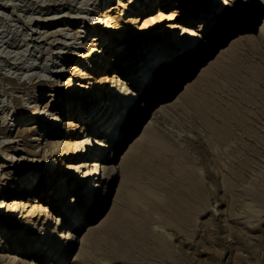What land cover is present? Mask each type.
<instances>
[{
  "label": "rangeland",
  "instance_id": "374dc122",
  "mask_svg": "<svg viewBox=\"0 0 264 264\" xmlns=\"http://www.w3.org/2000/svg\"><path fill=\"white\" fill-rule=\"evenodd\" d=\"M119 2L126 3L128 6L126 8L120 7L118 5ZM215 2L218 3V0H215ZM99 3L101 6H97ZM141 3L142 0H0V167L3 165V167L0 168V237L8 235L3 240H0V264L6 259L7 254L14 252L20 259L17 264H28V262L30 264H50L51 257L42 261L38 258L40 255H33L35 246L39 245V243L41 245L45 244L47 239L50 240L54 236H57V238H54L56 241L64 232L61 230L62 225H58V222L60 220H65L66 216L64 213L67 211L66 207L63 211H60V208L54 210L52 209L50 201L37 200L34 202L29 200L31 198H36V196L34 197L33 195L36 186L47 185L46 182L39 184L43 180V174L53 175L54 171L60 166L61 169H59L58 172L61 173L74 166L79 168V172L76 173L78 176L82 175V171H84V168L80 170V166L83 164V161L87 159L84 160L83 158L82 160V158H79L74 160L72 158V160H69L70 158L68 156H66V158L63 157L64 153L70 150L69 148H73L72 145L71 147L67 146V148L63 147V149L57 153L59 155H50L51 149L49 144L51 142L66 141L65 143H68L70 141L65 140L64 137H57L56 134L53 136H44L46 133L45 130L48 129V124L50 125L53 116L66 110L67 119L71 118V114L75 110L74 106L76 107L72 100V95L81 94L82 96H88L92 89L100 90L101 82L108 81L104 80L106 77H108L111 82L116 81L115 87L112 89V84L108 83V85L104 82V88L112 90V92L115 93L114 95L119 91L121 85L125 86L124 84H127L126 87L129 89V92L126 91L124 95L125 105L119 110L121 114L126 112L128 105L134 98V93H139L143 89L145 83H148L150 79L152 80L154 71L158 70V67L161 66L164 61H167V58L160 60L161 53H163L161 52L156 56L157 59H155L153 63L150 62V70L147 76L144 77L146 79L143 80L141 75H137L139 77L134 76L137 72L135 67L137 60H135V58L139 54L138 51L144 50V47L149 43L150 37L147 35L153 30L155 21L158 22V20H160V12L164 13L166 16L168 15L167 17L170 16L174 18L173 20H167L166 23L161 24L159 28H154L155 30L153 31L157 32L155 33V37L160 30L164 32L169 28L172 32H177L175 35L178 37V41H182L185 36L187 41L193 39V43H199L200 30L203 28L204 21H198L194 18V11L197 9H191L193 5H188L185 0H171L172 4L168 6V8L157 11L158 6L156 5L151 13L148 14L145 12L142 17H138V7L141 6ZM179 3L185 6L175 8ZM200 3H204L203 0ZM98 7L101 8V14L104 16L106 15V19L112 18L113 24L117 23L126 30L122 33L117 32L115 37L105 35V40L107 42L104 41L105 43L99 46H91L87 43L91 44L93 42L87 39L88 35L90 38L93 37L90 31L97 22V17L92 9ZM218 7L220 8V6ZM218 7L212 17H210L212 15L210 12L206 13L211 20V25L216 21L219 22L216 30L217 35L212 38L215 43L218 40V27H220L225 20L232 19L233 17L224 12L222 8L218 10ZM118 13L123 15L118 16ZM186 13H188L187 16ZM68 15L70 16L68 17ZM233 18V20L238 23V20L235 17ZM101 19L102 18H100V20ZM153 21L154 23L151 25ZM88 23L90 24L89 26L87 25ZM245 24L246 23L243 25ZM86 28L87 32L84 36L86 37L87 35V39H84V37L78 39V36L81 34L78 31H85ZM260 28L258 30H254V28L248 29L247 32L231 39L227 37L223 44L217 46V48L215 47L212 54L211 51L207 53V48L210 47L207 45L201 59L196 62L197 64L194 66L193 71L190 72L186 82H184L181 87L177 88L180 81H173V84L175 82L172 87L174 94L171 96L170 100L167 101L166 105H169L168 107H173L176 103H180V106L176 108V110L161 111L156 114H153V110L152 114L149 115V112L155 109V107L164 100L154 102L152 106L148 108L147 112L138 110L141 106V102L133 108L132 119L130 123L125 126L124 130H127L128 126H130L134 120L137 119L136 121L139 122V125L143 119H146L144 124L135 131L129 140H127L128 146L125 143L124 146L120 148L114 163H117V166H119L123 155L129 151L131 145H135L134 143L143 135L145 128L150 127L149 135L152 136L148 137H152L156 144L164 146L165 150L167 149L177 154L180 157V163L183 168L188 170L187 173L195 171L194 175L197 180V186H200L198 187L200 192L202 190L200 194L201 199L199 198V201H202L200 203L199 201L197 202V207H195V211L191 212L192 214L189 213V216L193 215L191 218L195 221H192L189 217L187 221H191L192 223L185 222L186 224L189 223L188 225H190L192 229L188 226L186 228V224H184L185 227H179L178 229V226H175L176 222L173 221L175 219L174 216L170 217L167 214L170 210L168 204L173 203L171 202V195L169 194L173 186L172 183H170L169 186L167 184L165 189H163V191L165 190L167 193H162L163 191H161V195L159 194V197L163 195L161 198H163L164 202L167 204L165 215L163 214L165 216L163 217L165 222L161 219V221L159 220L160 222L158 220L151 222L156 237L155 240L157 239L156 241L158 244L160 243L159 245L166 247H164L166 250L165 256H161L160 259L158 258L160 255H158V257L157 255H151L149 263L146 259L142 262L141 260L143 259H135V257L128 254L127 256L124 255L126 259L124 256H121V258L123 257L124 259L117 257V259L115 258L111 261L104 256L98 255V257H96L100 264H146V262L147 264H264V86H262L264 85V42L262 45V42H258L257 39ZM107 30L109 31L110 29L108 28ZM134 37H136L138 41L130 45L125 43V39ZM208 39L209 38H207L208 43L213 42L211 38ZM236 41L241 46H238L232 52V50L230 51V46ZM110 42L112 43L111 46H109ZM114 43L118 44L113 48ZM108 47L111 48L109 49ZM163 49L164 47L162 50ZM221 51H223L224 57L221 56ZM226 51L228 53H226ZM182 52L181 50L175 57L179 54L181 55ZM91 53H93L91 56L86 57V55ZM99 53L101 55L99 61L102 62V60L104 61L105 59L104 65H106L107 70L115 65H124L126 69L121 72L113 67L109 73H99L97 75V77H99L96 78V75L92 74L90 69L95 60L94 57ZM219 56L223 59L218 58ZM217 58L220 59L219 61L221 63L215 62ZM118 60L120 62L117 64L113 62ZM212 63L214 67H216L211 69V73L207 76L205 81L207 84L204 83L200 85L199 88L197 87L193 92L194 95H191L188 101L183 103L179 97L184 93L186 87L191 85V83H195L201 72L204 70L208 71L210 67L209 64ZM198 64L200 66L197 68L196 66ZM237 66L238 68H236ZM188 70L189 69L186 68L183 73ZM237 70H241V72H237ZM177 72L178 68L173 72V79L176 77ZM229 72L234 73V75ZM249 72L252 77L251 75L249 76ZM120 73H127V76ZM239 73L242 74L240 75ZM239 76L240 78L242 76V79L245 77L247 80L245 78L239 80ZM134 77L138 79V88L136 87L135 90L130 86L134 84ZM160 77H163L162 73ZM255 77L261 81L254 79ZM227 79L230 80V82H227ZM248 80L252 81V85ZM99 81L100 84H98ZM246 81L249 84H246ZM231 82L236 85L232 86L233 84H231ZM150 84L152 85V82ZM240 85H242V87ZM244 85L248 90L251 88L249 91H252V98L251 95H249L250 92L248 90H246V92L243 89ZM254 86H256V89ZM230 87L232 89H230ZM122 91L124 92V90H121V92ZM150 91L152 92L153 90ZM211 91L214 93H211ZM240 94L246 96L247 99L250 96V99H248L249 101L245 98V101L247 103L249 102L248 104L244 102V99L241 101L242 96ZM257 94L258 96H256ZM168 98L169 97H167L166 100H168ZM209 98H213V103L215 105L212 104L218 108L216 109L214 107L216 110L222 109V111H229L232 116L234 114L235 117L238 116V119L243 115L241 120L235 119V121L238 120L237 122L232 120V122H235L233 124L230 122L231 125H229L228 130L232 132L228 131V133L230 132L229 134H223V136L227 134L226 138L228 139V143L226 141H220V139L217 138L216 135L214 137V133L211 132L213 131V127L219 126L216 125L217 118H215V116L210 119L208 117V125L206 124V120L202 121L198 118V112H202V109L205 107V104H202L203 100L204 103L207 104L208 100L206 99ZM109 99L110 97H107V99L105 98L103 104H106V101L108 103L110 101ZM115 104L116 101L113 102V106ZM200 104L202 106H200ZM34 105H38V112L35 114H33ZM235 105L238 106L236 109ZM198 108H200L199 111ZM44 111L47 112L42 114ZM231 112L234 113L232 114ZM143 114H145V117L141 118ZM62 115L63 114H60V117L64 119ZM119 115L117 114V116ZM117 116L114 121H116ZM138 116L139 118H137ZM31 118H33V120H31ZM214 118L216 121H214ZM243 119H245V121ZM62 121L63 120H61V125L59 122L56 127L59 132H62L64 128V121ZM238 122L241 123V126L240 124L238 125ZM41 123L43 124L41 125ZM110 123L111 124L107 125V133L115 122L111 121ZM204 123L207 127L211 126V128L209 127L210 129L206 130L205 128L207 127ZM243 123L245 125L244 127L242 126ZM152 124L155 126H152ZM214 124L215 126H212ZM202 125L204 126L202 127ZM27 126L37 128H30V132L26 133L25 137H20V132L22 130H27ZM236 126L238 128H236ZM239 126L240 128L242 127L243 130L250 129V131L242 132V128L239 129ZM247 127L248 129H246ZM39 134H42L43 138L39 141H35V139L39 137ZM228 135H230V137ZM88 136H90V134ZM231 136L234 137L232 138ZM210 137H214L213 139L215 141H213V139L211 140ZM88 138L86 134H79L76 136L75 140L80 142V145L83 147L86 141H88ZM223 142L226 143L225 146ZM7 152L9 156L15 158L13 162H5L4 157ZM122 152L123 154L121 155ZM18 158L20 159L19 162L16 160ZM61 160L63 162L59 166L58 163ZM48 161H50V164L47 167L46 163ZM17 162L19 165H16ZM15 165L17 169H15ZM46 167L47 169H45ZM14 169L17 171H14ZM33 169L35 171H33ZM27 171H32V173L37 171L36 178L33 180L34 182L31 183L32 185L28 186L29 188H25L23 194L19 193L16 195V190L14 189L16 188L15 182H22L23 179L28 176ZM86 171L87 168H85V172ZM118 171L117 179L113 182L111 189L107 193L110 199L115 197L117 187L120 183L121 171L120 169H118ZM100 172L102 173V170H100ZM24 187V185L21 186V191ZM168 188H170V190ZM102 190L103 188L99 189L100 195L104 194ZM84 195L85 193L83 197ZM166 198H168L169 201ZM203 199L206 200L207 204H205L206 202ZM202 202L204 203L202 204ZM14 203H24L25 207L20 213L17 211L16 214L8 218V213L12 211L10 207H14ZM38 206L39 208H37ZM64 206H66V203ZM111 208L112 204L110 207L107 206L103 211L99 212L98 215L94 216L91 221L86 223L81 231L77 233L76 237L78 239H74V250L72 253L68 254L71 260L68 264H82L80 260H77L78 254L81 250L84 252L90 250L89 245H91L90 242L92 239L91 241H87L84 247L81 245L80 240L89 234V227L94 229L99 226V222L108 215ZM48 210L50 212H48ZM22 215L23 217L21 218ZM170 218L171 221L175 222L174 225H172L173 223L169 224L171 222ZM29 220H32L29 228L34 226V229L27 230V227L22 228L20 224L23 223L27 225ZM19 222L21 223L18 224ZM193 222H195V224H193ZM88 224H91V226L87 227ZM169 226L172 227L168 228ZM66 227L64 228L66 229ZM41 229H44L41 233L42 237L45 235L43 241L36 242V245L34 244L32 247L33 243L38 239ZM180 229H182V231ZM192 230L193 234H191ZM185 231L187 232V236L184 235L186 234ZM99 235L102 236L104 234L100 232ZM191 235L193 236L191 237ZM12 239H15L13 243L16 241V250H8L7 248ZM168 251L171 254H168ZM3 256L5 258H3ZM131 256L135 261L131 260ZM23 261L26 262L24 263ZM160 261L162 263H160Z\"/></svg>",
  "mask_w": 264,
  "mask_h": 264
},
{
  "label": "bare ground",
  "instance_id": "6f19581e",
  "mask_svg": "<svg viewBox=\"0 0 264 264\" xmlns=\"http://www.w3.org/2000/svg\"><path fill=\"white\" fill-rule=\"evenodd\" d=\"M185 1L188 3V5H193L191 7V9H197L194 11V13H195L194 18L198 21H201V20L204 21L203 28L200 30L201 34H200L199 43L198 42L193 43V39H189L187 41L185 39V36H184L182 41H178V37L175 35L177 32L176 31L172 32L171 29H169V28L166 29V31H164V32H161V30H160V32H158V34H156V37H155V33H157V32L153 31V30H155L154 28H159L161 26V24H165L167 20H173V18H174V17H170V16L167 17L168 15L166 16L164 13L160 12V15H159L160 20H158V22L155 21V23H154V21L151 22V25L154 23L155 26H154L153 30L150 31L147 35L148 37H150L149 43L146 45V47H144V50L138 51L139 54L135 58V60H137L136 64H135L137 72L135 71L136 73L134 76L141 75L143 80L146 79L144 77L147 76V74L150 70V67H149L150 62L153 63L155 61V59H157L156 56L158 54H160L161 52H163V53H161L160 60L167 58V61H164L163 64L158 67V70L154 71V73H153L154 75H153L152 80L151 79L148 80L149 84L145 83L144 86L142 85L143 89L139 93H137V94L134 93V95H133L134 98H133L132 102H130V104L128 105L126 112L121 114V112L119 110H121L123 108V106L125 105L124 95H125L126 91L129 90L126 87L127 84H124L125 86L121 85L119 87V91L116 93V95H114L115 93L112 92V90H108L107 88H104V86H105L104 82H106L105 84H108V83L112 84V86H111V89H112L113 87H115L116 81L111 82V80L109 81L108 77H106V78H104V80H108V81L101 82V84H100V81L98 82V84L101 85L100 90L99 89L98 90L92 89L91 93L88 96H82L81 94L74 95V96L72 95V100L74 101V104L76 105V107L74 106L75 110L71 114L72 115L71 118L67 119L66 110L64 112H60V114H63L62 117H64V119L60 117V114H55L52 118V121L50 122V125L48 124V129H46V130L44 129L46 132L44 136H53L56 134L57 137H64L65 140H67V141L70 140L68 143H65L66 141L65 142H51L49 144L50 149H51L50 155H54V156L59 155L57 153L60 150H62L63 147L67 148V146L71 147V145H72L73 148H69L70 150H67L68 152H65L63 157L66 158V156H68L70 158L69 160H72V158L74 160L79 159V158H82V160H83V158H84V160L85 159H87V160L83 161V164L80 166V170L84 168V171H82V175H79V176L76 174L79 172V168L75 167V166L70 167L65 172H62V173L58 172V170L61 169L60 165L63 162L61 160L58 163V165L60 167H58L56 169V171H54L53 175H51V174L44 175L43 174V177H42L43 180L39 184L46 182L47 185L36 186L35 192L33 194L34 197L36 196V198L29 199V200H32L34 202H36L37 200L50 201L52 209L56 210L57 208H60V211H63L66 207V206H64L65 198H66L67 193L70 190V191H74L78 194V196L80 197V202H81V207L76 211L75 217L71 222V228L74 230L64 231L62 233V235L60 237H58V240H56V241L54 240V238H57V236L56 237L54 236L50 240L47 239L45 244L41 245L39 243V245H36V242H38V241L42 242L43 237L45 236V235L43 237L41 236V233L44 230V229H41V232L38 235V239L32 245V247L34 246V244L36 245L35 249H34L35 252L33 253V255H40L38 257L40 260L43 261L46 258L51 257V260L49 262L50 264H68L71 261L68 254L72 253V251L74 250V239L75 238L78 239L76 237L77 233L79 231H81L83 226L86 223H88L89 221H91V219L94 216L98 215L99 212L103 211L107 206L110 207L111 204H112L111 210L109 211L108 215L102 221L100 220L101 222H99V226L97 228L93 229V228L89 227V226H91V224L87 225V227H89L88 229L90 230L89 234L86 236L84 235L85 237H83L81 240L80 239L79 240H80L81 245L84 247L86 245L87 241H91V239H92V241L90 242L91 245H89L90 250L88 252L87 251L84 252L83 250H81L78 254L77 260H80L82 264H84V263L100 264L97 261L98 255L104 256L105 258H108L111 261L115 258L117 259V257L121 258V256H124V255L127 256V254H128V255H132L133 257H135V259L136 258L137 259H143V260H141L142 262H144V259L149 261V258H151V255H153V256L157 255V257H158V255H160L158 258H160L161 256L164 257L166 254L165 253L166 250L164 249L165 246L159 245L160 243L158 244V242L156 241L157 239L155 240L156 237L154 235L155 233L153 231L154 229L152 228L151 222H153L154 220L159 221L160 219L164 220L163 217H165L164 213L166 212L167 204H166V202H164L163 198H161L163 195L159 197V194L161 195V191H163V189H165V186H167V184L169 186L170 183H172L173 188H172V191L170 190V188H168L170 190V191L168 190L170 192V193L169 192L168 193L171 195L170 198L172 200L171 202H173V203L168 204L169 205L168 207L170 210L168 211L169 213H167V214L170 217L174 216L175 219L173 218L174 220L173 219L172 220L175 221L176 224H175V222L171 221V218H170L171 222L170 223L168 222V223L169 224L173 223L172 225L175 224V226L177 225L178 226L177 228L179 229V227H185L184 224L189 222V221H187L189 219V217L192 220L191 217L193 215H191L192 214L191 212L195 211L194 209H196L195 207H197L196 204L199 201L200 194L202 192V190L200 192V190L198 188L200 186L199 185L197 186V182H196L197 180H196V177L194 175L195 171L194 172L191 171V173L190 172L187 173L188 170L183 168V166L180 163L181 162L180 157L177 154H174L173 152H170L167 149L165 150L164 146H162L161 144L160 145L156 144L152 137H151L152 139L150 137H148V136H152V135H149L150 127L145 128L143 135L136 141V143H134L135 145H131L129 151L125 155H123L121 164L119 166H117V163L115 164L114 162H115V159L117 158V155H118L120 148L122 146H124L125 143L127 145V140H129L133 136L135 131H137V129L141 125L144 124V121L146 118L143 119L141 121V124H139V125H138L139 122H137L136 121L137 119H136V120H134V122L130 126H128L127 130H124V128H125V126H127L130 123L132 116H133V108L136 107L139 102H141L140 105L142 106V108L139 105L140 107L138 108V110L139 111L142 110L143 112H147L148 108L150 106H152V104L154 102H156L158 100H164L162 103H159V105H157L155 107V109H152L149 112V115L152 114L153 110H154L153 114H156L157 112H161V111L176 110V108H178L180 106V103H176L175 105H173V107H168L169 105L168 106L166 105L167 101H169L171 96L174 94L172 87L174 86L175 82L173 84V81L179 80L180 83H178L177 88L181 87L183 85V83L186 82V80L188 79L190 72L193 71L194 66L197 64L196 62L201 59V57L204 53V49L207 47V45L210 46L209 48H207V53H209L211 51V54H212L215 47L217 48V46H220L221 44H223V42L227 39V37L231 39V38L236 37L242 33L247 32L248 29H253L254 17L260 16L262 13V10L255 9L254 10V17L249 19V21L245 25H243L239 22L237 23L236 21H234L233 20L234 16L232 17V19L225 20L224 23H222L220 25V27H218V29H219L217 32L218 33V38H217L218 40L215 43L212 38H213V36L215 37V35H217L216 30H217V26H218L219 22L216 21L213 25H211V23H210L211 20H210L209 16H207L206 13L210 12L212 14L210 17H212L215 14V12L217 11V7L219 6V3L215 2V0H203L204 3H202V4L200 3L202 0L201 1L185 0ZM172 3H173V1H172ZM172 3H171V0H142L141 6L138 7V17H142V15L145 12L148 14L151 13L156 5L158 6L157 11L158 10L161 11L162 9L168 8V6H170ZM118 5L120 7H123V8H126L128 6L126 3H123V2H119ZM97 6H101V4L99 3ZM179 6H185V5H183L182 3H179L178 5L175 6V8H177ZM200 7H202V8H200ZM219 9H221V7L220 8L218 7V10ZM112 10H115V9H112ZM92 11L97 17V20H96L97 22L92 27V29L90 31L91 34H93L92 35L93 37L90 38V36L88 35V39H87V35H86V37L84 36V34L87 32V28L85 31H78L81 33L78 36V39L84 37V39L86 38L87 40L95 43V44L87 43L88 45L99 46V45L105 43L104 42V41H106L105 35H108L110 37H115V34L117 32L122 33L123 31L126 30L123 28V26H121L117 23L113 24L112 18L106 19V15L104 16L103 14H101V8L100 7L94 8V9H92ZM202 11H204V12H202ZM106 12H109V11H106ZM118 14H119L118 16L123 15L121 13H118ZM170 15H172V14H170ZM187 15H188V13H186V16ZM69 16L70 15H68V17ZM146 16H147V14H146ZM100 18H102V19L100 20ZM175 18H177V17H175ZM87 25L89 26L90 24L88 23ZM108 28L110 29L109 31L107 30ZM259 31H260L259 36L257 39H258V42H262V45H263L264 27H261ZM188 35H190V34H188ZM207 38H209V39L211 38L212 39L211 41H213V42H211V43L209 42L210 43L209 44L207 42ZM136 41H138V39H136V37L131 38V39H125V43H127L128 45L133 44ZM236 42H233L231 44L230 51L232 50V52H233L238 46H241L238 44V42L237 43ZM118 43H119V40H118ZM118 43H114L113 48L115 46H117ZM244 43H245V41H244ZM111 44L112 43L110 42L109 46H111ZM163 47H164V49L162 50ZM83 48H85V47H83ZM108 48L110 49L111 47H108ZM189 49H190V52H189ZM181 50L183 51L182 54L181 55L179 54L175 57V55L180 53ZM223 51H221L222 53H220V54H222L221 56L224 57ZM227 51H226V53H228ZM92 54L93 53L86 55V57L91 56ZM100 57H101L100 53L94 57L95 60L93 61V65L90 69V72H92V74L96 75V78L99 77V76L97 77V75L99 73H103V72L109 73V71L113 67H114V69H118L121 72L126 69V67L124 65H122V66L115 65L113 67H110L109 70H107L106 65H104L105 59H104V61L102 60V62H100L99 61ZM218 58H222V57L219 56ZM218 58L216 59L217 61H215L216 63L220 62L219 61L220 59H218ZM113 62L117 64L120 61L118 60V61H113ZM199 64H200V62H199ZM199 64L196 66L197 68L200 66ZM212 64H209L210 67H209L208 71L204 70L201 72L200 76L197 78L195 83H193V84L191 83V85H188L186 87L184 93L179 97L183 103L187 102L191 95H194L193 92L195 91V89H197V87L199 88L200 85H203L205 83L207 76L211 73L210 71H212L211 69L216 67V66L214 67V64L213 65ZM151 65H153V64H151ZM176 68H178V72L176 73V77H174V79H173V76H174L173 72L175 71ZM186 68H188L189 70L187 72L183 73ZM236 68H238V66ZM240 69H241V67H240ZM238 71L239 70H237V72ZM234 72H236V71H234ZM239 72H241V70ZM161 73L163 74L162 78L160 77ZM120 74L127 76V73H120ZM232 74L234 75V73H232ZM250 75H251V73L249 74V76ZM137 77H139V76H137ZM229 77H228V79H229ZM251 77H252V75H251ZM87 78H92V77H87ZM239 78H240V76H239ZM135 79H134V84L130 85L131 88L134 90L136 87L138 88V86H137V84H138L137 80L138 79H136V80ZM228 79H227V82H230V80H228ZM241 79H242V76L239 80H241ZM245 79L247 80V78H245ZM254 79H257V77H255ZM234 80H236V79H234ZM249 80H248V82H250V84H251L252 81H249ZM257 80H260V79H257ZM257 80H256V83H257ZM237 81H238V79H237ZM151 82H152V85L150 84ZM233 82H235V81H233ZM205 84H207V83H205ZM231 84H233V83L231 82ZM246 84H249V83H247V81H246ZM261 84H263V83H261ZM235 85L236 84H233L232 86H235ZM242 85H240V86L242 87ZM262 86H264V85H262ZM224 87L226 88L225 85H224ZM255 87L256 86H254V88ZM230 89H232V88L230 87ZM235 89H237V88H235ZM243 89L245 91L248 90L247 87H245V85H244ZM121 90H124V92L123 91L121 92ZM150 90H153V91L151 92ZM155 90H156V92H155ZM242 90H241V92L243 93ZM249 90H251V88ZM228 91H230V90H228ZM214 92H215V90H214ZM214 92L211 91V93H214ZM246 92H245V94H246ZM84 93H87V92H84ZM251 93H252V91L250 92L249 95H251V98H252ZM235 95H236V93H235ZM246 95L248 96V94H246ZM241 96H242L241 97L242 100L241 99H239V100L243 101V99H244V102H246L245 101L247 99L246 96H243V95H241ZM256 96H258V94ZM49 97H51V96H49ZM107 97H110V99H109L110 101L108 100L110 103L109 102L107 103V101H106V104H103L105 98L107 99ZM167 97H169L168 100H166ZM208 97H209V95H208ZM249 97H248V99H250ZM209 99H206V100H208L207 104L204 103V100H203L202 104H205V107H204V109H202V112H198V116H199L198 118L201 119L202 121L206 120V124L208 125V123H207L208 117L210 119V118L215 116V118H217V123H219V124L216 123V125H219V126L216 127L215 124L212 125L215 127H213V131H211V132L214 133V137L216 135V137L219 138L220 141H226L227 142L228 139L226 138V136H227V134L232 132L231 130H228L229 125H231L230 122H232V120L235 121V119H238L237 118L238 116L235 117V114L232 116L229 113V111H226V110H223V111H222V109L216 110L218 108L213 106V104H214L213 98H209ZM114 101H116V104L113 106ZM246 103H245V105H246ZM239 105H240V103H239ZM159 106H161V107H159ZM200 106H202V105L200 104ZM238 106H236L235 109ZM33 108H34L33 114L38 112V105H34ZM199 109L200 108H198V111H199ZM240 109H239V111H240ZM47 111H49V110H47ZM231 111H234V110H231ZM46 112L44 111L42 114H45ZM117 114L118 115L120 114V115L117 116ZM239 114H241V113H239ZM116 116H117L116 121H114ZM242 116L240 117V115H239L240 119H238V120H241ZM144 117H145V114H143L141 116V118H144ZM137 118H139V116ZM215 118H214V121H216ZM31 120H33V118H31ZM61 120L64 121V128H63L62 132H59L56 127H57V124L59 122L61 125ZM243 120L245 121V119H243ZM111 121L115 122V123L112 125V127L110 128V130H108V133H107L106 132V129L108 128L107 125L111 124L110 123ZM237 121H235V122H237ZM235 122H232V124ZM244 123L242 124L243 127L245 126ZM42 124L43 123H41V125ZM212 124H213V121H212ZM239 124L241 126V123L238 122V125ZM204 125H205V123H204ZM204 125H202V127ZM152 126H155V125L152 124ZM240 126H239V129L242 128V127L240 128ZM209 127L211 128V126H208L205 129L209 130L210 129ZM30 128L35 129L37 127H32V126L28 127L27 126L26 127L27 130H22L20 132L19 136L22 138L25 137L26 133L30 132L29 131ZM236 128H238V127L236 126ZM60 129H61V127H60ZM246 129H248V127ZM153 130H155V129H153ZM241 130H242V132L248 131V130L250 131V129L243 130V128ZM228 131H230V132L228 133ZM206 132H208V131H206ZM224 133H227V134L225 136H223ZM79 134H82V135L86 134L87 138L89 137L88 141H86V143L83 147H82V145H80L81 144L80 142L75 140L76 136ZM89 134H90V136H88ZM230 135H228V136L230 137ZM234 135H236V134H234ZM41 138H43V136H42V134H39V137L36 138L35 141H39V140H41ZM213 138H211V140ZM9 139H11V138H9ZM239 139H240V137H239ZM239 139H235V140H239ZM72 140L75 142H73ZM213 141H215V140L213 139ZM217 142H219V141H217ZM220 145H221V142H220ZM225 145H226V143H224V146ZM125 149H126V147H125ZM125 149H124V151H125ZM123 152L121 153V155L123 154ZM14 159L15 158L13 156H9L8 152L5 153V157H4L5 162H13ZM16 160L18 162L20 161L19 158ZM18 162L16 165H19ZM49 164H50V161H48L46 163L47 167ZM16 165H15V167H16ZM2 167H3V165L0 168H2ZM47 167L45 169H47ZM85 168H87L86 172H85ZM15 169H17V167ZM15 169H14V171H17ZM118 169H120V171H121L120 172V183L117 187V190H116L117 192H116L115 197L110 199V197L107 195V193L111 189L113 182L117 179V174L119 173ZM100 170H102V173L100 172ZM33 171H35V170L33 169ZM36 174H37V171L33 172V173H32V171H29L28 176H26V178H24L22 182L16 181L15 182L16 188H14L16 190L15 194L16 195H18L19 193L23 194V192L25 191V188L26 189L29 188L28 186L32 185L31 183L34 182L33 180L36 178L35 177ZM23 185L25 187L21 191V186H23ZM75 186H77V187H75ZM101 188H103L102 191H104L103 195L99 194V189H101ZM182 188H184V189H182ZM203 191H204V189H203ZM28 192H29V189H28ZM164 192H166V191L164 190L162 193H164ZM84 193H85V195L83 197ZM166 199L168 200V198H166ZM203 200H205V199H203ZM201 201H199V203ZM205 202H206V200H205ZM203 203L204 202H202V204ZM205 204H207V202ZM24 207H25L24 203L23 204L14 203V207L13 206L10 207L12 211L10 213H8V215H7L8 218L13 216L14 214H16L17 211H19L18 213H20L21 210L24 209ZM37 208H39V206ZM48 212H50V211L48 210ZM189 213H191L190 214L191 216H189ZM67 214L68 213L66 211L64 213V215L67 216ZM22 217H23V215L21 216V218ZM32 220H29L27 225L23 224V223L20 224L21 222H19L18 224H20L22 228L27 227V230L34 229V226L29 228ZM192 221H195V220H192ZM164 222H165V220H164ZM162 223H163V221H162ZM60 224L63 225V227L67 226L66 229L69 228V223L67 222L66 219L64 221L60 220L58 222V225H60ZM188 224H186V228L188 226L190 229H192L190 227V225H188ZM193 224H195V222H193ZM171 227L169 226L168 228H171ZM85 230H86V228H85ZM180 230L182 231V229H180ZM100 232H102L104 235L100 236L99 235ZM189 232H191V231H189ZM156 234H158V233H156ZM191 234H193V230H192ZM184 235L187 236V232ZM7 236L8 235L1 236L0 240H3ZM192 236L193 235H191V237ZM16 238H17V236H16ZM14 240L15 239H12L10 245L7 247L8 250H16L15 249L16 241H15V243H13ZM168 254H171V253H169V251H168ZM45 255H46V257H45ZM4 256H3V258H5ZM133 257L131 260H133ZM166 257H167V255H166ZM124 258L126 259L125 256H124ZM128 259H130V258H128ZM135 259L133 261H135ZM169 259H170V256H169ZM19 260L20 259L18 258V256L15 255V252L9 253L6 255V259L3 260L4 263L2 262V264H17V262H19ZM156 261H157V259H156ZM161 261H160V263H162ZM167 262H168V259H167ZM139 263H140V261H139ZM149 263H150V261H149ZM28 264H30V263L28 262ZM146 264H147V262H146Z\"/></svg>",
  "mask_w": 264,
  "mask_h": 264
},
{
  "label": "snow or ice",
  "instance_id": "6c2138e0",
  "mask_svg": "<svg viewBox=\"0 0 264 264\" xmlns=\"http://www.w3.org/2000/svg\"><path fill=\"white\" fill-rule=\"evenodd\" d=\"M218 3L224 12L234 16L241 24L247 23L254 17L255 9L262 10L260 16L254 17L253 28L258 30L260 27H264V0H218ZM65 203L68 213L65 219L69 223V228L65 229L62 225L61 230H74L71 228V222L76 211L81 207L80 197L76 192L70 191L66 195Z\"/></svg>",
  "mask_w": 264,
  "mask_h": 264
}]
</instances>
